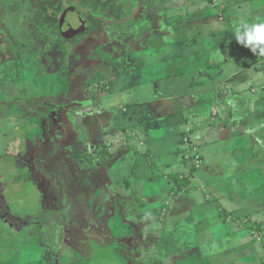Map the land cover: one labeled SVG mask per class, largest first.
<instances>
[{"label":"crops","instance_id":"crops-1","mask_svg":"<svg viewBox=\"0 0 264 264\" xmlns=\"http://www.w3.org/2000/svg\"><path fill=\"white\" fill-rule=\"evenodd\" d=\"M169 1L164 27L153 25L152 36L135 47L140 74L131 71L125 87L115 90L112 80L97 97L63 95L46 124L23 129L13 127L12 116L43 118L45 108L37 114L35 101L25 99L45 95L50 107L55 84L38 77L35 62L22 66L23 76L0 82V200L17 218L5 191L44 177L62 182L60 198L82 206L80 190L72 195L67 183L103 176L112 199L143 208L138 215L125 211L122 220L133 231L122 242L131 255L155 251L159 264H264V57L233 35L241 20H264V0H159L158 6ZM141 5L138 13L146 11ZM1 10L11 16L12 9ZM104 63L112 69L107 57ZM101 73L92 71L87 84ZM57 85L56 92H67ZM78 113L75 125L68 123ZM0 218L19 225L2 210Z\"/></svg>","mask_w":264,"mask_h":264},{"label":"rangeland","instance_id":"rangeland-1","mask_svg":"<svg viewBox=\"0 0 264 264\" xmlns=\"http://www.w3.org/2000/svg\"><path fill=\"white\" fill-rule=\"evenodd\" d=\"M0 2H2L0 10L4 9L5 13L8 14L12 9L9 17L1 10L3 21L0 20V82H8L18 75L23 76L22 66L32 67L35 62L38 77L42 74L48 75L47 78L55 84L49 97L50 107L46 105L47 100H43L46 99L45 95L36 99L31 97L25 99L35 101L33 107L37 109V114L41 108L43 110L45 108L46 114H43V118L35 117L36 114L33 120L30 117L22 118L18 112L12 116L13 127L22 125L23 129L40 125L43 120L46 124L47 113L49 111L55 113L54 104L57 100L60 101L63 95L66 100L72 101L75 100L73 97L76 94L79 95L78 97L89 98L92 95L97 97L98 94L107 92L105 90L109 89L112 80L117 82L114 85L115 90L118 86L125 87L127 77L131 71L134 72L141 58L135 55L138 53L135 47L138 44L142 46L146 37L152 36L153 25H161V29L164 27L160 17L162 13L172 8L170 1L158 6L159 0H0ZM138 3L139 5L142 3L141 7L146 9L144 13L136 11ZM67 6H76L79 12L78 18L91 23L88 31L75 36L72 40L65 39L59 31L60 27L65 32L71 30L72 18L66 11ZM156 18L159 23L155 21ZM16 48L21 51V55L17 58L20 66L8 64L9 67L4 68L7 62L15 58L12 51ZM106 54H109L107 58L112 66L109 70L104 63ZM46 61L53 69L61 68L59 69L61 75H56L53 70L50 73L42 63ZM97 69L102 71L101 75H97L99 81L87 84L86 81L92 76L91 72ZM84 76L86 79H83ZM79 80L83 81L78 83ZM57 83L64 84L67 92L63 89L56 92L59 88ZM75 86L80 89L75 91ZM37 99L41 100L37 101ZM44 101L45 105L42 103ZM84 109L86 110L87 106ZM73 117L68 119V123L74 126L80 118L79 113ZM88 137L89 139L84 141L85 145L91 142V136ZM101 177L98 183L92 181L84 185H80V182L67 183L72 195L80 190L82 206L72 205L70 203L73 201L72 198L70 202L60 198L61 193L66 192L62 182H46L44 177L36 184H32L34 187L28 188L29 185L26 184L18 188L17 192L5 191L11 202V209L19 215L17 218L12 216L9 204L6 211L1 200L0 210L9 221L17 219L19 225L10 223L8 226L0 218V264H159L160 258L157 259L155 251H141L142 255H139L140 252L131 255L129 248L122 245V242L131 241L129 233H133L130 231L132 228L122 221L126 216L125 211L133 210L130 212L138 215L142 213L143 208L137 204L129 206L125 199H112L111 183ZM42 193H45L46 197L39 200L38 197ZM15 194L17 199H14ZM0 199H2L1 193ZM41 218L44 221H40ZM27 219L29 222H24ZM19 221L23 222L20 224ZM42 222L49 224L44 226ZM55 224L60 228L55 229ZM66 226H71L69 230L75 235L73 239L67 235L68 241L60 239L59 232L61 227ZM78 226L80 229H76ZM111 226H114L113 230ZM14 227L20 230L13 232ZM100 227L106 228L105 234L98 230ZM42 230L47 237L50 236L49 239L56 248L55 254L50 247L41 246L43 238L39 239V237ZM23 232L29 233L30 239ZM168 247L170 249V246ZM45 249H48V252ZM137 250L139 249L134 252ZM44 251L47 259L42 257ZM60 251H63V255Z\"/></svg>","mask_w":264,"mask_h":264},{"label":"clouds","instance_id":"clouds-1","mask_svg":"<svg viewBox=\"0 0 264 264\" xmlns=\"http://www.w3.org/2000/svg\"><path fill=\"white\" fill-rule=\"evenodd\" d=\"M235 41L254 55L264 57V20L239 21L234 28Z\"/></svg>","mask_w":264,"mask_h":264},{"label":"flooded vegetation","instance_id":"flooded-vegetation-1","mask_svg":"<svg viewBox=\"0 0 264 264\" xmlns=\"http://www.w3.org/2000/svg\"><path fill=\"white\" fill-rule=\"evenodd\" d=\"M66 11H67V13L71 16L72 19H73V14H75V15H76V20H77V22H82V24H80V25L78 26V28H76V30L79 31V32L77 33L78 35L83 34V33L85 32L84 29H86V25H87V21H88V20H83V19L78 18V14H79V12H78V8H77L76 6H67ZM30 18H31V17H30ZM88 23H89V28H90V27H91V23H90L89 21H88ZM89 28H87V29L89 30ZM73 30H74L73 24H72V26H71V30L68 31V32H65L64 29H63L62 27L59 28V31H60L61 36H63V37H64L65 39H67V40H72V39L75 37V35H74V37H73V36H72V37H69ZM83 30H84V31H83ZM88 30H87V31H88ZM78 35H76V36H78ZM40 221H44V219L41 218ZM48 222H49V221H48ZM42 224L45 226V225H47V224H49V223L42 222ZM50 226H51V225H50ZM54 227H55V229H59V228H60L59 225H57V224H55ZM71 228H72L71 226L61 227V230L59 231V232H60V239L62 238V240L65 239L66 241H68L69 239H67V235L71 236V238L73 239V238L75 237V235L71 232V230H69V229H71ZM75 228H76V227H75ZM76 229H80L79 226H78ZM47 233H48V231H47ZM76 233H77V235H78V231H77V230H76ZM45 236H46V237H45ZM41 237H42L44 240L41 239V240H42V245H41L40 241H39V244H40L42 247H47V246L50 247V248H51V251L53 250V251H54L53 253L55 254V250H56V248L54 247L52 241L49 239L50 236L47 237L45 231L42 230L39 239H40ZM72 239H71V240H72ZM39 244H38V245H39ZM65 249H66V248H65ZM45 251L48 252V249H45ZM45 251L43 252L42 257H44V258L47 259V256H46V254H45V253H46ZM60 252H61L62 255H63V251H60ZM64 252H65V250H64Z\"/></svg>","mask_w":264,"mask_h":264},{"label":"water","instance_id":"water-1","mask_svg":"<svg viewBox=\"0 0 264 264\" xmlns=\"http://www.w3.org/2000/svg\"><path fill=\"white\" fill-rule=\"evenodd\" d=\"M72 24H73L74 30L72 31V33L70 34L69 37H72V36L74 37V35H75V36L78 35L77 33H78L79 31H77L76 28H78V26H79L80 24H82V22H77V20H76V15H75V14H73ZM87 28H89V23H88V21H87L86 29H84V30L86 31ZM84 30H83V31H84ZM10 51H11V50H10ZM7 53H9V52H7ZM12 53L15 55V58H14L13 60H11V62H9V63L7 62V65H5L4 68H8V67H9L8 64H11V65H13V66H15V67H18L19 62H18L17 58L20 56L21 51H20L19 49H15V50L12 51ZM12 53H11V55H13ZM7 56H8V55H7ZM0 60H1V59H0Z\"/></svg>","mask_w":264,"mask_h":264},{"label":"trees","instance_id":"trees-1","mask_svg":"<svg viewBox=\"0 0 264 264\" xmlns=\"http://www.w3.org/2000/svg\"><path fill=\"white\" fill-rule=\"evenodd\" d=\"M109 54H106L105 56L107 57ZM178 69V68H177ZM177 69L175 68V66H171L170 68H169V70H171V71H173L174 70V72H177ZM135 70H136V72H135V75H137L138 77H139V72H140V65H139V63H138V66H137V68H135ZM25 235H27L28 236V239H30V234L28 233V234H26L25 232H23Z\"/></svg>","mask_w":264,"mask_h":264}]
</instances>
